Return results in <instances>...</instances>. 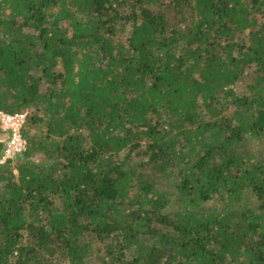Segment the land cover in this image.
Masks as SVG:
<instances>
[{
  "label": "trees",
  "instance_id": "obj_1",
  "mask_svg": "<svg viewBox=\"0 0 264 264\" xmlns=\"http://www.w3.org/2000/svg\"><path fill=\"white\" fill-rule=\"evenodd\" d=\"M22 111L0 264H264V0H0Z\"/></svg>",
  "mask_w": 264,
  "mask_h": 264
},
{
  "label": "built area",
  "instance_id": "obj_2",
  "mask_svg": "<svg viewBox=\"0 0 264 264\" xmlns=\"http://www.w3.org/2000/svg\"><path fill=\"white\" fill-rule=\"evenodd\" d=\"M28 114L26 111L16 113L0 112V131L3 137L0 142L4 144L0 164L13 160L26 150V141L22 130L27 123Z\"/></svg>",
  "mask_w": 264,
  "mask_h": 264
},
{
  "label": "rangeland",
  "instance_id": "obj_3",
  "mask_svg": "<svg viewBox=\"0 0 264 264\" xmlns=\"http://www.w3.org/2000/svg\"><path fill=\"white\" fill-rule=\"evenodd\" d=\"M25 127V126H24Z\"/></svg>",
  "mask_w": 264,
  "mask_h": 264
}]
</instances>
